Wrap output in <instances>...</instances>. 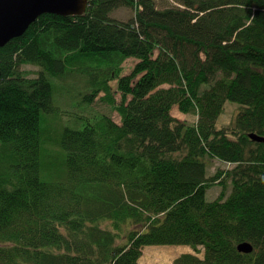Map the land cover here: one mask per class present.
Masks as SVG:
<instances>
[{
	"label": "trees",
	"instance_id": "1",
	"mask_svg": "<svg viewBox=\"0 0 264 264\" xmlns=\"http://www.w3.org/2000/svg\"><path fill=\"white\" fill-rule=\"evenodd\" d=\"M177 1L89 0L0 47V264H138L148 245L203 247L174 264H264V142L248 137L264 136V0ZM123 7L128 19L111 16ZM52 76L87 103L103 93L120 122L100 113L65 128L67 174L45 182L41 116L63 111ZM227 101L240 108L217 127ZM212 159L232 166L207 175Z\"/></svg>",
	"mask_w": 264,
	"mask_h": 264
},
{
	"label": "rangeland",
	"instance_id": "2",
	"mask_svg": "<svg viewBox=\"0 0 264 264\" xmlns=\"http://www.w3.org/2000/svg\"><path fill=\"white\" fill-rule=\"evenodd\" d=\"M158 8H164L169 5H178L177 0H154ZM133 14L132 9H115L111 16L118 19H128ZM137 62L134 58L127 59L123 64L122 74H129L134 64ZM24 69L31 70L30 76L39 67L33 65H24ZM52 86L53 102L63 111L59 115H49L42 113L40 122V178L45 182H53L63 179L67 174L65 151L60 144V138L65 128L80 129L87 122V118H94L97 114L105 113L115 122H120L118 113L109 105L102 102L100 93L92 103H87L83 97L78 94L82 92L80 86L73 82L64 83L59 77L49 78ZM113 89L116 88V81H112ZM117 101L120 100V93L115 94ZM240 106L234 102H225L222 112L217 119V127L229 125L235 118ZM65 111V112H64ZM171 115L177 119L184 120L187 123H195L198 116L193 113L183 114L175 105L171 109ZM207 175H213L216 169L224 171L232 164L224 163L217 159L207 160ZM226 187L214 184L206 192L207 200L216 199L221 192L226 195L230 191V183L226 182ZM199 252H196L189 245H148L143 247L138 264H174V260L184 253H194L203 257V247L199 246ZM156 254V255H155ZM160 254L164 259L157 258Z\"/></svg>",
	"mask_w": 264,
	"mask_h": 264
},
{
	"label": "water",
	"instance_id": "3",
	"mask_svg": "<svg viewBox=\"0 0 264 264\" xmlns=\"http://www.w3.org/2000/svg\"><path fill=\"white\" fill-rule=\"evenodd\" d=\"M89 0H0V47L21 36L40 15L49 13L62 16L82 15ZM1 75V70H0ZM254 142H264V136L249 133ZM241 253H251L249 242L237 245Z\"/></svg>",
	"mask_w": 264,
	"mask_h": 264
},
{
	"label": "bare ground",
	"instance_id": "4",
	"mask_svg": "<svg viewBox=\"0 0 264 264\" xmlns=\"http://www.w3.org/2000/svg\"><path fill=\"white\" fill-rule=\"evenodd\" d=\"M155 255H156V254H155ZM157 258H159V259H164V257L161 256L160 254H157Z\"/></svg>",
	"mask_w": 264,
	"mask_h": 264
}]
</instances>
